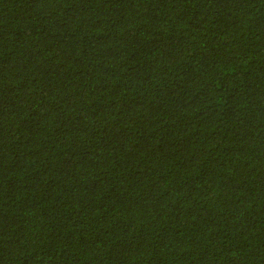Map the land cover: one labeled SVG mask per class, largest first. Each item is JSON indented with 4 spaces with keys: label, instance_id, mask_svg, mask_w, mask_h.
Here are the masks:
<instances>
[{
    "label": "trees",
    "instance_id": "16d2710c",
    "mask_svg": "<svg viewBox=\"0 0 264 264\" xmlns=\"http://www.w3.org/2000/svg\"><path fill=\"white\" fill-rule=\"evenodd\" d=\"M0 264H264V0H0Z\"/></svg>",
    "mask_w": 264,
    "mask_h": 264
}]
</instances>
